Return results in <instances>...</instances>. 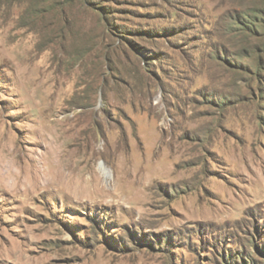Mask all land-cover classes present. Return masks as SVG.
<instances>
[{
    "label": "rangeland",
    "instance_id": "1",
    "mask_svg": "<svg viewBox=\"0 0 264 264\" xmlns=\"http://www.w3.org/2000/svg\"><path fill=\"white\" fill-rule=\"evenodd\" d=\"M253 3L0 0V264H264Z\"/></svg>",
    "mask_w": 264,
    "mask_h": 264
},
{
    "label": "trees",
    "instance_id": "2",
    "mask_svg": "<svg viewBox=\"0 0 264 264\" xmlns=\"http://www.w3.org/2000/svg\"><path fill=\"white\" fill-rule=\"evenodd\" d=\"M253 5L255 6L249 7L248 10L242 9L241 13H238L240 11H235V13L231 15V21L235 24V27L244 26L248 30H261L262 35L255 36L258 39L260 37L264 38V0H255V3H253Z\"/></svg>",
    "mask_w": 264,
    "mask_h": 264
}]
</instances>
